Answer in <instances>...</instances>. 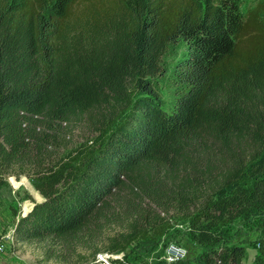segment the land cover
Instances as JSON below:
<instances>
[{
    "label": "trees",
    "instance_id": "obj_1",
    "mask_svg": "<svg viewBox=\"0 0 264 264\" xmlns=\"http://www.w3.org/2000/svg\"><path fill=\"white\" fill-rule=\"evenodd\" d=\"M83 119L94 136L63 148ZM11 173L43 198L14 235L48 261L123 253L179 214L204 246L260 219L264 264V0L246 13L239 0H0V188ZM246 256L231 246L191 264Z\"/></svg>",
    "mask_w": 264,
    "mask_h": 264
},
{
    "label": "rangeland",
    "instance_id": "obj_2",
    "mask_svg": "<svg viewBox=\"0 0 264 264\" xmlns=\"http://www.w3.org/2000/svg\"><path fill=\"white\" fill-rule=\"evenodd\" d=\"M241 12L255 6L259 0H239ZM186 42L180 38L171 43L164 57V73L159 78V96L162 107L169 108L174 102V87L171 86L169 75L175 69L178 61L186 51ZM95 126L87 119L74 123L71 129L65 130L60 137L63 148L73 147L78 142L94 136ZM63 151L62 148L58 149ZM11 173L5 176L6 185L0 188V236L6 237V255L16 261V264H105L98 262V259L88 261L87 255L84 259L79 257L70 258L66 262L47 260L45 247L38 242L23 243L18 241L14 235V229L20 217L24 216L31 208L32 203L29 198L33 197L41 202L42 196L34 188L33 183L26 176L21 175L19 179ZM172 228L154 241L141 240L134 242L129 249L123 253L110 254V264H187L193 263L206 253L220 251L231 246H241L246 248L247 256L244 264H253L259 251V241L262 237V221L255 219L247 224L241 220H236L232 224L221 228L223 241L213 246L200 245L183 215L173 214L170 217ZM111 228L107 235L115 231ZM100 248H106L101 244ZM98 256V255H97Z\"/></svg>",
    "mask_w": 264,
    "mask_h": 264
},
{
    "label": "built area",
    "instance_id": "obj_3",
    "mask_svg": "<svg viewBox=\"0 0 264 264\" xmlns=\"http://www.w3.org/2000/svg\"><path fill=\"white\" fill-rule=\"evenodd\" d=\"M5 239L6 237L4 236H0V256L3 255L5 253V249H6V243H5ZM111 257H116L114 256H110V254L108 253H101L97 256L98 262H103L105 264H110L109 260Z\"/></svg>",
    "mask_w": 264,
    "mask_h": 264
},
{
    "label": "crops",
    "instance_id": "obj_4",
    "mask_svg": "<svg viewBox=\"0 0 264 264\" xmlns=\"http://www.w3.org/2000/svg\"><path fill=\"white\" fill-rule=\"evenodd\" d=\"M5 253L0 256V264H16V261L14 259L10 258Z\"/></svg>",
    "mask_w": 264,
    "mask_h": 264
},
{
    "label": "water",
    "instance_id": "obj_5",
    "mask_svg": "<svg viewBox=\"0 0 264 264\" xmlns=\"http://www.w3.org/2000/svg\"><path fill=\"white\" fill-rule=\"evenodd\" d=\"M28 213V212H27ZM26 215V214H25Z\"/></svg>",
    "mask_w": 264,
    "mask_h": 264
}]
</instances>
